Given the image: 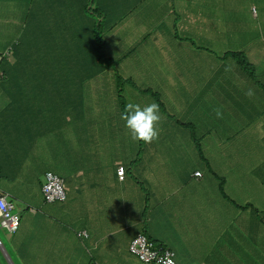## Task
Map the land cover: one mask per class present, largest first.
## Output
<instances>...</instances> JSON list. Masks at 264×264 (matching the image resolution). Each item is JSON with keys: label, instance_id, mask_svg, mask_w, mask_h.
I'll return each mask as SVG.
<instances>
[{"label": "crops", "instance_id": "1", "mask_svg": "<svg viewBox=\"0 0 264 264\" xmlns=\"http://www.w3.org/2000/svg\"><path fill=\"white\" fill-rule=\"evenodd\" d=\"M44 2L36 27L45 26L57 33H62L61 25L72 22L70 12L73 18L84 19L83 12V16H76L78 10L74 5L85 8L91 3L90 0L88 4L87 0ZM94 3L92 8L100 7L99 0ZM261 3L264 0H117L116 3L102 0L112 17L122 22L115 29L127 34L125 42L131 48V60L122 66L121 77L132 80L137 73V80L145 87L160 93L162 90L166 96L175 84L170 85L172 80L169 82L166 78V87L155 86L162 68L151 71L155 63L148 68V62L157 55L164 57L161 51L166 50L165 43L171 38H175V48L186 55L197 50L195 43H202L199 48L207 51L216 49V44L224 51L236 49L239 47L237 36L242 35L252 38L245 48L252 51L260 64L264 63V26L261 24L264 6ZM88 25L83 23L81 28ZM198 33H202L200 39L195 38ZM53 42L64 52L68 50L61 40ZM64 52L61 58H56L58 64L66 61ZM182 61L186 66V59ZM88 63H83V68L74 75L78 77V86L84 91L90 89L93 98L106 96L95 108V122L90 114V123L85 119L76 120L74 110L67 116L68 127L73 132L66 150L61 153L56 148L67 143L66 133L62 136L61 133L68 127L61 131L57 126L55 142L52 126L47 129L45 125H57L56 114L49 115L55 110L60 113L65 106L45 97L44 87L39 83L41 77L21 75L20 78L27 79L19 85L10 82L8 77L0 80V84L3 82L0 86V193L13 205L19 202L17 212L21 216L19 230L11 234L9 241L17 261L5 251L10 264H144L129 252L132 240L139 233L172 249L178 264H236L234 258L248 259L246 264H263L264 226L254 211L245 212L238 205L249 203L255 209L264 210V170L258 168L264 161V105L256 110L247 109V116L238 124H232L230 117L222 120L225 126L215 131L213 141L203 139L202 131L211 133L213 129L206 122L198 128L204 148L193 145L188 153L185 150L194 134L189 128L178 127L174 131L176 125L170 124L160 109L163 138L151 145L141 143L137 148L131 139L129 144L121 143L122 139L130 138L121 113L129 102L145 105L139 102L140 91H135L133 86L125 87L119 81L118 87L115 80L98 69L94 73L91 69L90 76L87 75ZM185 73L186 69L180 71L179 77H167L180 82ZM238 73V78L230 79L225 94L234 101H238L239 92L242 99L246 98L241 90L230 87L241 81ZM62 83L69 88L72 100L76 94L80 95L76 86L68 85L69 80L62 79ZM126 89L128 96L124 95ZM111 92L112 96L108 94ZM203 94L207 98L206 88ZM142 98H150L148 103H152L155 97L144 94ZM49 105L53 107H47L45 117L43 108ZM78 105L86 107L82 101ZM218 108L230 112L232 106L226 102ZM182 118L186 120L188 116ZM244 124L252 133L239 132L244 158L238 160L240 167L237 164L228 167L232 181L227 184L230 188L225 193L230 200H226L222 196L219 172L227 163L223 155L231 138L221 131H243ZM173 134H177L179 147L168 140ZM59 157L65 158L60 162L66 168L55 161ZM119 166L126 169L122 181L117 176ZM242 170L246 172L243 177L239 176ZM48 172L64 180L67 191L64 203L45 202L42 187ZM197 172L202 173L201 178L195 176ZM236 192L240 195L243 192L251 201L232 197ZM239 210L244 212L241 223L234 222L241 216ZM228 229H233V235L241 238L240 243L234 236L231 239L226 236ZM82 231L88 236L80 237ZM1 257L0 264H6Z\"/></svg>", "mask_w": 264, "mask_h": 264}, {"label": "trees", "instance_id": "2", "mask_svg": "<svg viewBox=\"0 0 264 264\" xmlns=\"http://www.w3.org/2000/svg\"><path fill=\"white\" fill-rule=\"evenodd\" d=\"M90 1L91 3L84 8V12H83L84 19L90 18L89 20H83V23L89 24L88 28H84L86 33L79 32V30L82 29L81 25H83V23L80 24L77 18H73V17L70 18L69 21L72 22L64 27L61 25L62 33L59 34V36L58 35L57 36L59 40L62 39L61 42L63 43L64 47L68 49L66 51V59H65L66 61H64L63 64L61 63L58 64V61H55L57 57L61 58L62 53L64 51L57 46V43L53 41H49V42L47 41V43H49L48 46H45L44 48L40 49L39 55L41 57V61L36 66V69L41 70L42 76L46 77L47 79L48 78L51 80L53 79L56 85H59L58 80L63 79V80H69L68 85L76 86L77 90L80 91V95L76 94L75 95L76 98L73 99L72 105H74V111H75V116L73 115V117L76 118V120L85 119L86 122H89L88 114H90L93 117V122H95L97 119L95 108H98L100 106L101 99H103L106 95L100 96L99 97L100 99L98 97L93 98V93L90 91V89L87 88V90L84 91L78 86L77 83L78 80H76L78 79V77H75L74 75L79 73V71L83 68V63L89 62L88 63L89 70L88 69L85 70L87 75H89L91 69H93L91 70L92 73L95 72V69H98L100 73L106 74L107 78L109 79L111 78L115 80V83L118 85L117 83L118 81L124 82L125 80V78L121 77V68L122 66H126L128 62L131 60V53H130L131 48L125 42V38L127 34L122 30L115 29V27L120 26L122 22H117V20L114 19L115 17H112L111 13L107 11L106 6L102 4V0H99L100 7H96V8H92V6L95 5L94 1H98V0H90ZM116 2L117 0H115V3ZM113 10L115 11V9ZM36 20L37 19H35V25H36ZM49 20H51V18H49ZM31 23L32 22L30 21L29 28L31 26ZM28 34L31 35L30 30H28ZM49 36L50 35H45V39H47ZM241 36L242 35L237 36L239 39L237 45L243 48L250 44L252 38L249 39L248 37H241ZM21 45L22 42L18 41L16 44L7 47L4 51L0 50V76L3 75L6 78L8 77L9 80L13 79V83L18 85L22 81L27 79V78H20L21 75L32 76L31 78H36L37 76H39L36 75V73L24 68L26 65H28L29 61L31 63H33V61L31 60V58H29V52H25L23 55L20 54L19 49ZM215 48L216 49L209 48V52L216 54L215 52L217 51V49L218 50L220 49V56L214 62L212 66L213 69L208 73L207 76L208 79L210 73L214 72V75L211 76V78L208 80L209 86L208 88H206L207 98L204 96L203 93L201 97H196L194 96L195 93L190 91L189 89L187 91L189 92V94L186 93L187 97L184 100L185 105L181 108V111L185 112L184 116L187 117L189 114H193L194 122H189V128L193 134H195L196 133L195 130H198L199 128L198 121H200V127L204 125L206 122H209L213 128L211 130L215 129L216 131H218L222 129L221 127L225 126L222 120H226V119L228 120V118L230 117V122L232 124H238L240 120H242L244 117L247 116V109L252 108L253 110H256L260 108L261 107L260 105H262L260 99L264 103V63L260 64L258 58L254 60V63L251 62L249 54L246 52L251 50L247 48H245L242 51H236V50L224 51V49L223 48L221 49L220 46L217 44ZM196 49H199V47ZM222 61H228L235 69H237L241 73L240 74V77H242L241 81L238 83L230 84L231 85L230 87L234 90L242 91V95L246 97L245 107L239 101H234L230 99L229 96H225L226 90L228 89V85L230 83V79L223 78L225 73L219 71L218 69H215L216 67L222 65L221 63ZM63 67L65 68L67 67V69L64 70ZM170 78H174V77H170ZM80 79H84V78H80ZM221 83L222 85L220 86ZM2 84L3 82L0 84L1 88H2ZM41 84L44 87V84H49V82H41ZM92 85L94 84L92 83ZM170 85H172L171 82ZM174 88L175 85H172V89ZM94 89L95 88H93V90ZM250 90L252 92L251 95L248 94ZM212 93H217L218 100L216 102H214L212 99ZM108 94L112 96L113 92ZM155 94L159 96L160 95L159 90L153 89V95ZM79 101L84 102L86 104V107L81 108L78 105ZM205 102H208L209 107L206 106ZM226 102L232 106V108H230V112H225L224 110L221 109L223 112V119H217L215 113L213 112V108L224 106ZM188 105H192L190 110L186 109ZM44 108H43V112L45 116L46 111ZM175 121H176L175 124L176 128L174 129V131H176L178 127L188 129L186 127L188 124L181 122V120H175ZM66 122H68L67 118H66ZM176 136L177 134L168 136V140L176 143L177 146L179 147L178 145L179 140L176 139ZM159 138L162 139L163 136H160ZM129 139L130 138L122 139L121 143H124L126 141L129 144L128 141ZM198 140L196 139V136H193V141H190L188 143L185 153H188L191 149H193V145L196 147L198 146V148H202L199 147V144L197 143ZM141 143L144 144L143 142H132V144L137 146V148ZM240 158H244V152H240L238 154V160H240ZM237 167H240V164L238 162H237ZM258 168H262V170H264V161ZM220 185H222V183ZM221 191H222V186H221ZM222 196L224 197V199L229 200V198L227 197L224 191H222ZM43 198L45 200L44 195ZM45 202L49 203L46 200ZM53 203H58V202H53ZM59 203H64V202H59ZM238 207H241V209L244 210L245 212L254 211L258 216V219L261 220L260 225L264 226V210H258L257 208L255 209L249 203H244L242 204V206L238 205ZM138 235H143L149 241H153L156 247L166 248L164 245L157 243L155 240L150 238V236H148L145 233H139L135 237H137ZM129 252L132 255H134L141 263L160 264L157 261L143 262L140 260L139 256L133 254L130 251V248H129Z\"/></svg>", "mask_w": 264, "mask_h": 264}, {"label": "rangeland", "instance_id": "3", "mask_svg": "<svg viewBox=\"0 0 264 264\" xmlns=\"http://www.w3.org/2000/svg\"><path fill=\"white\" fill-rule=\"evenodd\" d=\"M87 4H88V0H87ZM260 5L264 6L263 3H261ZM44 6H45L44 0H0V50L4 51L7 47H10L16 44L18 41L22 42V45L19 49L20 54L23 55L25 52H29V58H31V60L33 61V63L29 61L28 65H26L24 68L36 73V75H39L41 77L39 78L40 80L39 83L49 82V84H44L45 97L47 96L48 98H52L55 103L58 102L59 105L65 106L61 109L60 113L57 112V110H55L54 112H51L49 115L51 117L56 114V117H58L57 125L50 124V123L45 125L47 129L52 126V129L54 132V140L55 142H57L55 138L56 128L58 126L60 130L62 131L63 129L68 127L69 124H67L66 118L67 116L73 114L72 112L74 110V105H72L73 100L69 93V88L64 86L66 83L63 84L62 80H58L59 85H56L53 80L49 78L47 79L46 77L42 76L41 70L36 69V66L41 61V57L39 55L40 49L44 48L45 46H48L49 43H47V41L48 42L58 41L59 40L58 36L59 34H61L57 32H51V28L45 29V26L44 28L42 26L40 28L36 27L35 19H40V13L43 11ZM199 6H196V7L201 8ZM2 7L5 8L6 10L4 11ZM74 8L78 10V12L76 13L77 14L76 16L84 12L83 7H78L77 5L76 6L74 5ZM70 17H73L72 12H70ZM44 19H46L45 16H44ZM89 19H78V20L83 21V20H89ZM47 20L51 22L49 18H47ZM30 21L32 23L29 28ZM261 24L264 26V17L261 18ZM28 30L31 31V35L28 34ZM45 32H50V33L45 34ZM79 32L86 33L85 29H81L79 30ZM42 34L44 37L42 36ZM45 35H50V36L47 39H45ZM200 36H202V33L196 34L195 38L200 39ZM175 44H176L175 38H171L169 41L165 43L166 50L161 51L162 53H164L163 55L164 57H162L161 55H157L155 59L148 62V68H151L150 65H152L151 64L152 62L155 63L154 65L155 67L151 71H156L157 69L162 68V72L159 75L161 77H159L156 81H154V83H156L155 86L159 85V88L166 87L167 83L164 82L166 78L169 79V82L171 79L172 80L171 83L175 84V88L172 89V92L169 96H166L162 90H160L161 93L159 96L156 94L153 95V88H147L140 81H138L136 78L137 73L133 76L132 80L125 78L124 82H121V83L125 87L133 86L135 91L139 90L140 91L139 102L140 103L145 102V105L149 104L148 102L151 99L142 98V95L149 94L150 96H154L155 98L153 99V101L159 104L160 109L166 114L167 118L169 119L170 124L175 125L176 124L175 120H181V122L188 124L186 127L189 128V122H194L193 114H189L188 118L186 120L185 119L183 120L182 117L184 116L185 112L181 111V108L185 105L184 100L187 97V94H189V92L187 91L190 89V91L195 93L194 96L201 97L205 88H208L209 86L208 80L211 78V76L214 75V72H212L210 73L209 78L206 79L209 71L213 69L212 66L214 62L220 56V49L219 50L217 49V51L215 52L216 54H214L212 52L207 51L204 48L203 49L199 48L197 50H194L193 52L188 51L185 55L184 53H182V50L180 48H175ZM201 44L202 43H195V47L198 48L199 45ZM244 49L245 47L243 48L238 47L236 49L232 48L230 51H233V50L242 51ZM246 52L249 54L251 62L254 63V60L256 59V57L252 56L251 51H246ZM64 55L66 56V51L64 52ZM181 59L182 60L186 59V66H185V62L182 61ZM221 63L222 65L216 67L215 69H218L219 71H222L225 73L223 78L234 79V78L239 77L238 71L228 61H222ZM63 69L65 70L67 69V67L66 68L63 67ZM185 69H186V73L182 77L184 80L180 82L177 80H174V78L167 77L168 75L179 77L180 71H185ZM11 81H13V79H10V82ZM154 83H153V87H154ZM221 85L222 83L220 84V86ZM73 93L75 94L74 91ZM124 95L128 96L127 89L124 92ZM212 99L214 102L218 100L217 93H212ZM237 99L241 104H243L244 106L246 105V99H242L241 92H239V94L237 95ZM260 101L262 105H264L261 99ZM205 104L206 106L209 107L208 102H205ZM191 106L192 105H188L186 109L190 110ZM47 107L52 108L53 106L52 105L45 106L44 109L46 112H47ZM53 109H55V107ZM47 116L48 115L45 113V117ZM241 126L243 127V131L241 130L221 131V134L222 132L226 133L231 138L230 143L225 147V151L223 155L224 157H226L227 163L224 167H221L220 172H219V177L222 183L221 185L222 191L224 192H226L230 188L227 185L228 182L232 181V173L228 171V167L234 166L237 164L238 154L242 148L240 144L241 135L239 134V132L242 134H246V135L252 133V130L247 129L245 124ZM67 129H69L68 132H66ZM67 129L65 131H62L61 133V136L64 132L66 133L67 143L57 146L56 148L57 153H61L66 148L68 144V139L72 135L73 131L71 130V126H69ZM215 131H216L215 129L211 130V133L202 131L203 139L204 140L208 139V141H213L214 139H211V138L215 137L214 136ZM195 132L196 133L194 134V136H196L197 140L198 138H202L201 132H198V130H195ZM197 143L199 144V147L204 148V146H202L203 142L198 140ZM71 154L73 155L74 151H71ZM61 158H64V157H59L55 159V161L58 162L60 166H65L66 168V165L60 162ZM244 175H246V172L242 170L239 176L243 177ZM234 195L239 200H243L245 202L251 201V198L247 197L243 192H241V195L239 192H236L232 194V197ZM220 202H221V205L224 203L222 199ZM261 204L263 203L261 202ZM14 206H15L14 207L15 210L19 212L20 211L19 202H15ZM243 211H240V210L238 211V213L241 216L236 218L234 222H238V223L242 222L241 218H242V214L244 213ZM11 234L12 233H9L5 228H2L0 226V255L3 256L1 258L6 264H10L9 257L12 260L17 261L14 248H12L9 243V241L12 239ZM228 235H229V239H231V235H232L236 239V242L240 243L241 238L233 235V229L226 230V236ZM1 244L5 250L2 248ZM5 251L7 252L9 257ZM234 259H235L234 262L236 264L248 263V259H242V260H239L237 258H234Z\"/></svg>", "mask_w": 264, "mask_h": 264}, {"label": "built area", "instance_id": "4", "mask_svg": "<svg viewBox=\"0 0 264 264\" xmlns=\"http://www.w3.org/2000/svg\"><path fill=\"white\" fill-rule=\"evenodd\" d=\"M1 80V76H0ZM126 169L124 166H119L117 176L119 180H124ZM201 177V172L195 174ZM42 193L45 200L49 203L64 202L67 199V191L64 180L53 172H48L45 175V182L42 187ZM21 216L15 211L14 205L7 201V198L0 193V226L5 228L9 233L15 234L20 227ZM80 237H87L88 234L84 231L79 233ZM130 251L139 256L143 262L157 261L160 264H178L176 253L169 248L156 247L153 241H149L145 236L138 235L130 245Z\"/></svg>", "mask_w": 264, "mask_h": 264}, {"label": "clouds", "instance_id": "5", "mask_svg": "<svg viewBox=\"0 0 264 264\" xmlns=\"http://www.w3.org/2000/svg\"><path fill=\"white\" fill-rule=\"evenodd\" d=\"M4 78L5 76L2 75L1 79ZM248 94H252L251 90ZM213 112L217 119H223L221 108H213ZM121 119L124 121L126 132L133 142L151 145L159 140L163 117L158 103L152 102L142 107L140 104L129 102L121 113Z\"/></svg>", "mask_w": 264, "mask_h": 264}]
</instances>
